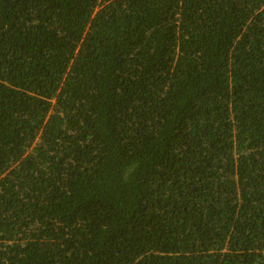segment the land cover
Masks as SVG:
<instances>
[{"label": "trees", "instance_id": "16d2710c", "mask_svg": "<svg viewBox=\"0 0 264 264\" xmlns=\"http://www.w3.org/2000/svg\"><path fill=\"white\" fill-rule=\"evenodd\" d=\"M0 264H264V0H0Z\"/></svg>", "mask_w": 264, "mask_h": 264}]
</instances>
